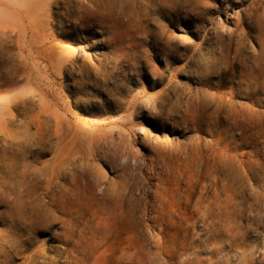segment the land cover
I'll list each match as a JSON object with an SVG mask.
<instances>
[{
  "label": "rangeland",
  "instance_id": "1",
  "mask_svg": "<svg viewBox=\"0 0 264 264\" xmlns=\"http://www.w3.org/2000/svg\"><path fill=\"white\" fill-rule=\"evenodd\" d=\"M0 264H264V0H0Z\"/></svg>",
  "mask_w": 264,
  "mask_h": 264
},
{
  "label": "bare ground",
  "instance_id": "2",
  "mask_svg": "<svg viewBox=\"0 0 264 264\" xmlns=\"http://www.w3.org/2000/svg\"><path fill=\"white\" fill-rule=\"evenodd\" d=\"M33 2V1H32ZM67 2V1H66ZM26 5V3H24ZM22 14H28V10L27 8H25L23 11H21ZM20 13V14H21ZM77 14V13H76ZM24 37V36H23ZM25 153V152H24Z\"/></svg>",
  "mask_w": 264,
  "mask_h": 264
}]
</instances>
